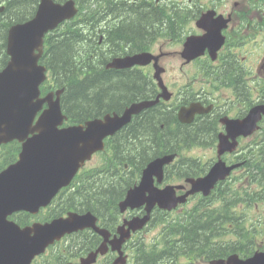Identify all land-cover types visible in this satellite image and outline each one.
I'll return each instance as SVG.
<instances>
[{
    "label": "water",
    "instance_id": "1",
    "mask_svg": "<svg viewBox=\"0 0 264 264\" xmlns=\"http://www.w3.org/2000/svg\"><path fill=\"white\" fill-rule=\"evenodd\" d=\"M75 12L73 2L61 6L52 0H42L36 19L16 28L11 34L9 53L15 56L12 64L14 72L0 78V131L21 133L27 130L36 131L38 135L27 145L19 165L0 177L1 218L14 211H34L47 205L84 162L103 149V139L120 129L135 111L136 106L123 117L107 116L105 121L88 122L86 128L59 129L65 117L59 99L52 102L50 96L45 99L50 102V109L31 128L30 118L38 110L33 106V100L40 94L39 84L44 80V69L37 66L36 59L32 60L30 55H26L42 45L46 31ZM203 24H206L205 19L200 22V25ZM204 42L205 39H192L189 44L196 51ZM147 57L143 54L134 58L137 62H143ZM163 163L164 160L155 162L146 170L140 187L130 191L127 200L121 204L123 211L128 206L135 208L144 203L149 206L158 203L163 208L172 209L181 202L172 190L159 191L153 187L151 177L154 173L160 175ZM146 192H150L148 197L145 196ZM87 219L86 216L71 215L68 219L55 220L36 230L20 231L15 227V241L4 246L7 263L28 264L36 254L66 233L88 227ZM89 219L95 220L92 216ZM32 233L33 237L30 236ZM261 259L264 260V257Z\"/></svg>",
    "mask_w": 264,
    "mask_h": 264
},
{
    "label": "trees",
    "instance_id": "2",
    "mask_svg": "<svg viewBox=\"0 0 264 264\" xmlns=\"http://www.w3.org/2000/svg\"><path fill=\"white\" fill-rule=\"evenodd\" d=\"M111 1L108 0V3ZM24 2H26L25 7L31 9L39 0ZM85 6L82 3V8ZM127 6L129 9L123 22L124 26L119 33L114 34L112 40L118 44H126L125 48L136 52L143 48L141 45L147 42L154 31L155 21L166 18L168 23L171 22L169 13L171 7L155 8L150 0H137L134 4L127 3ZM22 11L24 12L25 9ZM97 13V11L87 12L80 20L64 25L59 35L50 36L47 40L48 65L51 68L52 78L56 84L66 88L63 97L64 109L77 123H82L83 119L90 117L102 116L143 96L139 91L140 83L136 73L126 75L125 72H109L103 69L109 60V54L100 51L96 61L91 55H82L84 46L80 42L86 38L84 27L88 26L87 22L96 21ZM18 19L16 17V20ZM90 32H93V29ZM6 35V30L0 31V50L6 47ZM108 40L113 45L110 37ZM114 76L118 78L114 79ZM157 121L158 116L153 114L147 117L141 126L134 123L124 136L117 137L115 150L110 154L111 158L105 166V171L109 170L112 173L108 175V171L103 172L97 181H84L75 197L77 199L70 200L69 205L72 208L89 209L99 214L109 208L116 209L118 201L126 190L136 183L144 166L160 153L159 145L165 143L171 146V138L168 137L167 140L166 137L161 136L163 131L160 126L164 121L162 120L161 123ZM173 138L174 142H177L183 136H173ZM126 164L128 170L124 167ZM200 227L198 221L194 224L181 222L171 226V235L180 237H176L175 241H209L214 235L213 231H205Z\"/></svg>",
    "mask_w": 264,
    "mask_h": 264
},
{
    "label": "flooded vegetation",
    "instance_id": "3",
    "mask_svg": "<svg viewBox=\"0 0 264 264\" xmlns=\"http://www.w3.org/2000/svg\"><path fill=\"white\" fill-rule=\"evenodd\" d=\"M217 9H218V14H222L230 19L227 28L223 30V34L226 37V43L221 49L223 64L226 65L229 64V62L227 63L224 61L225 57H228L230 55L233 56L232 54L233 50L244 49V44L234 41L241 36L239 33L246 34L248 37H251L254 34V32L252 29L251 18L249 16L242 15L240 13L241 11L238 9V5L232 7L230 4L221 3L220 7H218ZM243 12L248 13V10L245 9L243 10ZM242 17H246V20L242 19ZM249 41L250 39H247V43ZM243 60L245 61L246 58L243 57ZM224 65L217 66L216 71L219 70L224 71L230 68L233 82L224 85V87L229 91H231L232 94L229 97H227L226 100L223 102V104L220 106L219 108L220 114L222 116L230 115L231 119L243 120L246 116H248L249 111L256 107V104L254 102L255 94L260 96L264 93L261 90V88L252 87L256 83L257 78L258 79L262 78L261 74L264 71V61L263 64H261L258 67L257 66L247 67L240 65L239 60L232 63L231 67H227ZM196 97L199 101H206V94H202V92H200ZM247 103L250 106L246 110V113L238 114L239 112L238 106ZM208 134L212 136L213 135L218 136L217 135L218 131L216 129L209 127L205 129L203 132V135L205 136H208ZM246 140L248 144L244 145L243 148L247 152H249L250 149L255 145L256 134H253L251 137H249ZM240 142L242 144V140H240ZM116 233L117 231L115 233H112L113 236L116 235ZM137 238H141L139 241L145 239V237H143V232L137 233L133 237V239L128 241L127 244H125L124 246L125 254L128 257L126 263L123 262L122 258L118 257V254L116 252H113L111 250V244H110L108 254L105 256L100 255L96 263L94 264H212L215 260L223 258L224 255V252L222 250L219 252H214L213 254H210L209 251H204L201 254L191 255L189 257L177 258V259H171V256L168 258H157V257L147 258L142 256V252L144 250V243L137 241ZM102 244H103V239L101 240L99 245ZM91 245L92 247H94L95 245L94 242H92ZM199 245H206V244H199ZM211 245L218 246L219 243H212ZM250 252L251 251L247 249L242 251V254L247 255ZM82 260L83 257L80 256L73 258L67 262L79 264L81 263Z\"/></svg>",
    "mask_w": 264,
    "mask_h": 264
},
{
    "label": "rangeland",
    "instance_id": "4",
    "mask_svg": "<svg viewBox=\"0 0 264 264\" xmlns=\"http://www.w3.org/2000/svg\"><path fill=\"white\" fill-rule=\"evenodd\" d=\"M168 3H171V0H167ZM163 43V41H161ZM164 48V46H162ZM242 53H245V55L249 56V60L247 61L248 65H252L255 60H260L261 57L264 56V40L262 37L258 39V42L255 43L254 46H249L246 50L242 51ZM199 70V67L194 65L189 68V72L191 73H196ZM168 78V76H166ZM199 155H203L201 151L197 152ZM94 163L96 162V159L93 161ZM158 230H151L146 233L148 237V241H153L154 237L157 236Z\"/></svg>",
    "mask_w": 264,
    "mask_h": 264
}]
</instances>
